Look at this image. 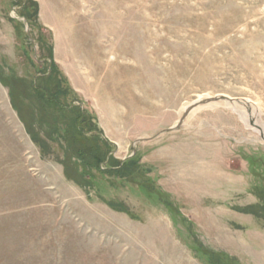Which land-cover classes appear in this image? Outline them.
<instances>
[{"label":"rangeland","instance_id":"1","mask_svg":"<svg viewBox=\"0 0 264 264\" xmlns=\"http://www.w3.org/2000/svg\"><path fill=\"white\" fill-rule=\"evenodd\" d=\"M18 1L0 0V264H264V0H30V20ZM51 55L97 133L54 137L25 90ZM93 137L99 164L75 149Z\"/></svg>","mask_w":264,"mask_h":264},{"label":"trees","instance_id":"2","mask_svg":"<svg viewBox=\"0 0 264 264\" xmlns=\"http://www.w3.org/2000/svg\"><path fill=\"white\" fill-rule=\"evenodd\" d=\"M17 3L22 8V11L19 14L30 20V15L25 11L30 0H19ZM50 62L48 69H45V71L40 74V77L25 90L33 93L32 98L45 111L43 119L45 121L48 120V122L53 120V122H49V124L53 125L54 137L66 140L69 139L73 142L76 138L78 139L80 137H85V135L88 134L97 133L98 129L93 124L92 117L89 113L84 110V108L73 107L74 103H79L77 98L74 101L69 102V95L72 94V90L68 84L67 78L53 60L52 55L50 56ZM1 81L6 87L10 88V94L13 97L12 104L19 112V108L15 105L13 87L3 77H1ZM80 105L82 104L80 103ZM62 126H64L63 129H61ZM96 140L97 137H93L92 140H90V143L95 146L96 150H93L90 147L82 149L78 146L77 148L75 147V149H77L76 151L81 155L80 157L87 158L90 156L95 164H99L103 161L104 154L101 149H99ZM123 167L124 171L126 169V173L129 170H132L129 163L128 165L127 163L126 165L124 164Z\"/></svg>","mask_w":264,"mask_h":264},{"label":"water","instance_id":"3","mask_svg":"<svg viewBox=\"0 0 264 264\" xmlns=\"http://www.w3.org/2000/svg\"><path fill=\"white\" fill-rule=\"evenodd\" d=\"M217 100H230V99H228L227 97H225V96H222V97H218L216 100H214V101H217ZM205 103H210L209 101H207V102H205Z\"/></svg>","mask_w":264,"mask_h":264}]
</instances>
